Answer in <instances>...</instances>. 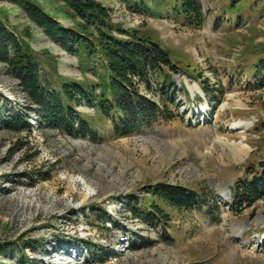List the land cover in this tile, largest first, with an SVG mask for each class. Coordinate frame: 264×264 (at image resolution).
<instances>
[{
    "label": "rangeland",
    "instance_id": "obj_1",
    "mask_svg": "<svg viewBox=\"0 0 264 264\" xmlns=\"http://www.w3.org/2000/svg\"><path fill=\"white\" fill-rule=\"evenodd\" d=\"M35 1L66 27L78 25L64 6ZM97 1L125 31L149 36L171 52L182 70L172 75L181 117L96 142L41 129L34 112L32 132L17 134L0 115V264H264V200L241 214L231 211V189L251 179L248 170L264 161V86L254 73L263 56L264 10L238 25L228 12L234 0H200L206 23L195 29L172 15L152 17L131 12L119 0ZM247 1L261 6L260 0ZM0 13L40 60L46 53L57 60L61 78L98 86L78 58L51 42L21 9L0 0ZM49 69L42 67L44 73ZM184 72L206 78L211 96ZM158 81L155 76L154 88ZM141 91L156 94L145 85ZM0 94L2 113L7 107L21 114L29 107L1 64ZM78 112L95 117L85 105ZM243 146L248 150L241 151ZM160 184L198 193L202 209L161 204L168 225L134 219L122 209L135 196L136 207L146 210L141 200H152L147 188Z\"/></svg>",
    "mask_w": 264,
    "mask_h": 264
},
{
    "label": "trees",
    "instance_id": "obj_2",
    "mask_svg": "<svg viewBox=\"0 0 264 264\" xmlns=\"http://www.w3.org/2000/svg\"><path fill=\"white\" fill-rule=\"evenodd\" d=\"M6 1L21 9L28 21L51 42L75 55L81 70L99 81L97 87H84L74 80L61 78L57 60L49 53H46V60H40L29 40L21 39L10 27L6 16L0 13V64L19 83L29 102V107L21 114L8 111L7 107L4 113L0 111V115H5L10 131L31 133L29 122L34 112L41 129L58 131L75 138L90 137L97 142L104 137H128L143 129H150L162 120L169 122L181 117L172 97L173 92H178L172 75L182 70L174 63L171 52L151 37L136 31H125L115 24L110 9L99 1L53 0L79 21L76 27H66L35 0ZM119 1L133 13L158 18L172 15L176 21L191 28L201 29L206 23L200 0ZM260 3L261 6L256 2L251 4L247 0H234L228 7L230 21L241 25L256 10L259 13L264 10V0H260ZM44 64L50 66L48 73L42 71ZM184 73L189 79L197 81L206 95L211 96L206 78L192 72ZM254 73L264 86V49L262 58L254 66ZM155 76L159 78L156 88L153 85ZM141 85L146 86L148 93L155 90L160 102L154 98V94L153 98L144 95ZM97 88L100 90L98 93ZM182 89L189 100L183 85ZM82 105L94 109L95 117L78 112ZM248 174L251 179L241 180L231 189V211L235 214H241L264 200V161L256 169L248 170ZM146 192L152 197V200H141L146 210L136 207L139 199L135 196H128L122 203V209L134 219L168 225L170 218L161 204L178 211L202 209L201 196L180 186L160 184L148 187ZM108 218L104 214L102 221Z\"/></svg>",
    "mask_w": 264,
    "mask_h": 264
},
{
    "label": "bare ground",
    "instance_id": "obj_3",
    "mask_svg": "<svg viewBox=\"0 0 264 264\" xmlns=\"http://www.w3.org/2000/svg\"><path fill=\"white\" fill-rule=\"evenodd\" d=\"M242 124H243V123L239 122V123H236V126H237V127H240ZM245 149L248 150V147H247V146H243V147L241 148V151H242V150H245Z\"/></svg>",
    "mask_w": 264,
    "mask_h": 264
}]
</instances>
